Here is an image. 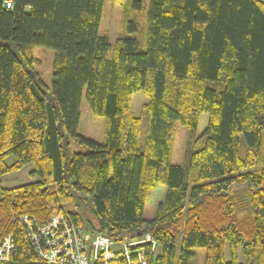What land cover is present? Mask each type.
<instances>
[{
    "label": "trees",
    "instance_id": "trees-1",
    "mask_svg": "<svg viewBox=\"0 0 264 264\" xmlns=\"http://www.w3.org/2000/svg\"><path fill=\"white\" fill-rule=\"evenodd\" d=\"M10 1L0 0V240L12 235L9 263L38 264L17 217L45 223L61 213L93 233L149 237L160 249L149 264H191L194 248H205L204 264H243L239 248L244 264H264V0H150L142 51L133 37L113 46L99 33L104 0ZM33 46L55 51L49 87L32 68ZM138 91L147 98L140 117L131 111ZM83 92L104 118L101 143L77 132ZM201 113L208 124L196 138ZM178 121L189 132L184 165L172 163ZM28 163L39 180L2 185ZM157 185L164 197L146 220Z\"/></svg>",
    "mask_w": 264,
    "mask_h": 264
},
{
    "label": "rangeland",
    "instance_id": "rangeland-1",
    "mask_svg": "<svg viewBox=\"0 0 264 264\" xmlns=\"http://www.w3.org/2000/svg\"><path fill=\"white\" fill-rule=\"evenodd\" d=\"M150 0H104L101 13L99 33L106 35L109 42L114 46L116 37L130 36L138 41L139 50L146 48L147 37V13ZM55 51L48 47L33 46L32 56L37 61L33 63V70L38 74L41 82L47 87L50 86L52 62ZM112 52L109 57H111ZM147 98L142 91L135 92L132 96L131 111L134 116L140 117L142 107L146 103ZM146 119L142 118L141 129L144 135L146 129ZM208 124V115L201 113L195 137L198 138L204 132ZM104 118L96 116L92 113L90 106L86 100L85 92H83L80 101V118L77 132L84 137L94 140L98 143L103 142ZM188 129L179 121L175 124V144L172 157V163L184 165L186 163L185 144L188 139ZM79 149L72 145L71 153ZM239 153H245V139L242 135L239 143ZM15 160L14 156L9 155L5 158L6 164H11ZM34 164L28 163L23 168L4 174L1 182L4 187H14L31 183L39 180L38 176L32 173ZM165 187L157 185L149 194L147 203L143 209V218L151 220L155 217L158 203L163 199ZM71 210V205L66 207ZM194 257L191 264H204L205 248H194ZM226 260L230 259L229 247L226 244L224 249ZM238 260L245 263V257L239 248Z\"/></svg>",
    "mask_w": 264,
    "mask_h": 264
},
{
    "label": "bare ground",
    "instance_id": "bare-ground-1",
    "mask_svg": "<svg viewBox=\"0 0 264 264\" xmlns=\"http://www.w3.org/2000/svg\"><path fill=\"white\" fill-rule=\"evenodd\" d=\"M9 2L11 3L10 0H4V5L6 6V8L11 9L12 6H10ZM13 171H16V170H13ZM13 171H9V172H13ZM8 188H11V187H8ZM16 219L20 221L21 223H23L24 227L27 229L28 235L30 236L32 243L34 245L33 248L34 250H36L35 255L37 258L36 262L38 264H65L64 262L60 260L61 258L59 256H57L56 259H49L48 257L45 256L48 251V247L45 245V239L40 236V231L46 226V224H54L56 228L59 226L62 229V228H70L71 225H74L73 223H71L61 213L52 216L50 220L46 221L45 223H40L37 219L31 216H19ZM82 231L86 235H89L90 233H92L89 230L84 229V228ZM99 233H101L104 237H106L111 242L112 245H114L109 250L112 255L102 256L100 258L92 259L94 247L98 250H101L100 251V254H101L102 249H104L105 247V243L102 241L93 242L90 240V238H88L85 241L86 249L83 252V255L87 258L86 264H91L92 262H95L96 264H121V263L129 264L132 256H136L139 264H149L150 259L160 252L159 247L149 237H145V238H141L137 240L130 238L135 242V246L141 243H145V242L151 243L150 250L146 251L144 249H139L138 251L133 253L131 250L125 251L122 246L123 242L129 240L128 236L118 235L116 237H113V236L108 235L107 233H103V232H99ZM11 236H12L11 234H5L4 236H2L0 240V264H10L11 263L10 261H11L12 249H13V239ZM67 237H69V234L66 236V238ZM5 238H10L11 242L1 243ZM60 243H61V238H59L58 236H55L53 242L51 243L48 242L47 245L56 244V246H58ZM143 255H147L148 259L147 260L143 259ZM3 261H6V262H3Z\"/></svg>",
    "mask_w": 264,
    "mask_h": 264
},
{
    "label": "built area",
    "instance_id": "built-area-1",
    "mask_svg": "<svg viewBox=\"0 0 264 264\" xmlns=\"http://www.w3.org/2000/svg\"><path fill=\"white\" fill-rule=\"evenodd\" d=\"M83 228L71 225L70 228L57 227L54 224H46V226L40 231V236L45 239V245L48 247L46 257L49 259H56L59 256L62 262L65 264H86L87 258L83 255L85 251V241L90 238L91 241H102L105 243L104 249L98 250L94 247L92 259L100 258L102 256H111L109 251L114 245L104 237L101 233H90L86 235ZM69 234V237L66 236ZM58 236L61 238V243L56 246V244H48V242H53L54 237ZM11 242L10 238H5L1 243ZM135 242L133 240H127L122 243L125 251H130V247L134 246ZM100 254V255H99ZM6 262V261H3ZM47 263V261H46ZM91 264H96L92 262Z\"/></svg>",
    "mask_w": 264,
    "mask_h": 264
}]
</instances>
